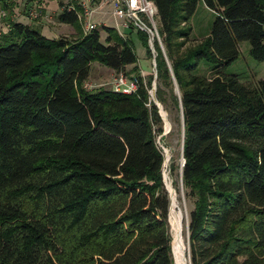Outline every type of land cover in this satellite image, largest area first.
Here are the masks:
<instances>
[{
    "label": "trees",
    "instance_id": "obj_1",
    "mask_svg": "<svg viewBox=\"0 0 264 264\" xmlns=\"http://www.w3.org/2000/svg\"><path fill=\"white\" fill-rule=\"evenodd\" d=\"M148 1L155 78L140 74L130 31H82L78 0L57 1L70 38L11 19L0 34V264H173L153 80L159 106L182 119L190 264H264V77L220 70L240 41L264 61V0ZM199 2L211 19L190 41ZM14 5L0 0L6 14ZM93 61L135 77L136 90L86 89Z\"/></svg>",
    "mask_w": 264,
    "mask_h": 264
},
{
    "label": "rangeland",
    "instance_id": "obj_2",
    "mask_svg": "<svg viewBox=\"0 0 264 264\" xmlns=\"http://www.w3.org/2000/svg\"><path fill=\"white\" fill-rule=\"evenodd\" d=\"M45 1V2H44ZM50 0H26V2L31 3V6L26 7V10L30 7L36 10L39 13L37 18H28L27 13H24L27 20H29V24L37 29L42 27L41 20L42 9L38 8L37 5L41 6L42 3L46 4ZM58 1V0H57ZM62 2H66V0H59ZM79 2L83 1L87 8H92L95 4L99 3L95 0H78ZM55 3V2H54ZM51 3V4H54ZM35 5V6H34ZM113 3L109 4L107 9L112 7ZM18 12L22 14V6L21 2L17 4ZM17 13V11H16ZM210 10H208L203 4L200 2L197 3L196 10L194 14L191 16L189 20V24L191 26V34L189 35V40H197L200 38V35L205 32L206 27L208 26V22L211 19ZM4 17L0 16V34L4 33L1 31L3 26L5 27L6 22H8L12 15L6 14L4 11ZM43 16V15H42ZM114 17V16H113ZM106 15L103 19L104 24L114 26L116 29L120 30V32L129 33L135 43L134 48L141 45V40L137 34L136 26L128 28V24H130V20L124 18L123 20L119 17H114ZM43 20V19H42ZM153 20L155 22V26L157 29L158 20L156 16H153ZM89 22L98 23V16L94 13H91L88 17ZM128 24L123 26L124 22ZM146 23V20H145ZM148 23V22H147ZM50 31H55V37L66 36L70 38L72 34H68L65 29L66 24L62 25L63 27L56 28V24L54 21L52 22H43ZM149 25V24H148ZM6 30V27H5ZM6 32V31H5ZM129 34V37H130ZM156 38V37H155ZM131 40V39H130ZM152 44V41H151ZM149 47V44H148ZM237 47L239 49L238 57L229 63L228 65L222 67L221 73L224 75H232L239 82L253 81L259 78L264 77V61H255L249 54V44L246 41H240L237 43ZM150 49V48H149ZM151 51V50H150ZM152 54V53H151ZM136 55V64H138L140 72L145 75L152 73V58L147 54L145 56ZM127 66L125 70L127 71ZM116 74V72L111 71L107 66L93 61L89 64L87 77L84 82V86L86 89H96L99 87L110 88V80ZM152 83V82H151ZM155 87V86H154ZM152 90V84L150 89L148 90L150 93ZM148 92V93H149ZM149 93V94H150ZM151 96V94H150ZM152 98V96H151ZM161 108V107H160ZM159 114L162 118V131L159 135H156L155 141L158 148L161 150L163 156V176L165 177V188L168 195L169 206L167 213V222L168 229L170 234V239L172 241L171 255L173 259V264H190L189 257L187 253V239H186V220H187V211L190 208L189 201L185 200L182 191L179 189V166L181 164L180 157V142H181V123L179 120V114L176 112L174 108L170 105L164 106L159 110ZM180 112V111H179ZM173 167L172 170H168L169 166ZM168 168V169H167ZM173 183L175 184H172ZM170 207V209H169ZM173 220V221H172ZM177 227V228H176ZM178 230L180 234V244H179V255H176L175 249V239L174 234L175 231Z\"/></svg>",
    "mask_w": 264,
    "mask_h": 264
},
{
    "label": "built area",
    "instance_id": "obj_3",
    "mask_svg": "<svg viewBox=\"0 0 264 264\" xmlns=\"http://www.w3.org/2000/svg\"><path fill=\"white\" fill-rule=\"evenodd\" d=\"M82 6V13L78 14V20L81 23L82 31L87 32L95 27V25L88 21V17L91 14V9L87 8L83 1L80 2ZM12 9V18L17 14L13 12ZM28 18H37L39 13L36 12L33 7H30L26 10ZM156 10L151 1L148 0H113V10L112 15L119 18H127L133 23L137 28L140 29L139 25H143L144 29H141L146 32L148 38L147 43L149 44L153 39L157 40L160 44L159 36L153 20ZM4 11L0 10V16L4 17ZM11 18V20H12ZM138 23H136V21ZM149 25L145 24V21ZM128 23L125 21L123 26H126ZM6 27V30H5ZM5 27L1 28L2 32L8 30L9 26L6 23ZM156 37V38H155ZM152 53V52H151ZM141 74V73H140ZM142 75V74H141ZM110 89L118 91L121 93H132L136 90L137 79L133 76H128L122 71L116 72V74L111 78ZM85 87V86H84ZM149 92V91H148ZM150 93V92H149ZM162 174H163V163H162Z\"/></svg>",
    "mask_w": 264,
    "mask_h": 264
},
{
    "label": "crops",
    "instance_id": "obj_4",
    "mask_svg": "<svg viewBox=\"0 0 264 264\" xmlns=\"http://www.w3.org/2000/svg\"><path fill=\"white\" fill-rule=\"evenodd\" d=\"M14 1H15V5L13 7V9H14L13 12L16 13V11H17V14L12 18L13 21L19 22V23H22V24H27L30 27L38 30L40 34H42L43 36H45L47 38H57V37H55V31H53V30L50 31L45 25H43V22H47V21L48 22L54 21V24H56V28H60V27H63L62 25H65L63 23L57 22L56 21V18H55L56 15L61 10V7L58 6L57 0H50L46 4L42 3L41 6L37 5L38 8H41L42 9V15H43V16L41 15V20L39 21L40 23H42V27L40 29H37L36 27L31 26L29 24V20H27L26 16H24V13H26V7L31 6L32 4L26 2V0H14ZM19 2H21L22 12H23L22 14H20L18 12L17 4H19ZM98 2L99 3L95 4V6H93L90 9L92 11L91 13H94L95 15L98 16V20L99 21H98V23H95L94 21L93 22L91 21V23H93L95 26H98L99 24L106 25V24H104L103 19H104V17L106 15H108L110 17L111 16L113 17V15H112L113 5H112V7L110 9H107L106 7L109 6L110 2L112 4L113 3V0H99ZM51 3H54V4H51ZM121 19L123 20L124 18H121ZM108 26H110V25H108ZM65 29L67 30V33L68 34H70V35L71 34L72 35L75 34L74 28L72 26L66 24ZM118 32H120V30H118ZM102 36H104V34H102ZM130 39H131V42H132V46H133L134 53L137 54V55H140V56H145L146 55L145 48L142 45H140V44H138L139 46H137L136 48H134L135 43H134V41H133V39L131 37V34H130ZM137 66H138V64H137ZM127 67L129 68V66H127ZM138 68H139V66H138ZM110 70L113 71L112 69H110ZM139 71H140V69H139ZM140 73L142 75H145V73L144 74L142 72H140Z\"/></svg>",
    "mask_w": 264,
    "mask_h": 264
},
{
    "label": "water",
    "instance_id": "obj_5",
    "mask_svg": "<svg viewBox=\"0 0 264 264\" xmlns=\"http://www.w3.org/2000/svg\"><path fill=\"white\" fill-rule=\"evenodd\" d=\"M136 23H138V22L136 21ZM139 27H140V29H144L143 25H141V24L139 25ZM149 48H150V50L152 52V57H151L152 58V75H153V78H155L154 49H153V46H152L151 42L149 43ZM161 50H163L162 47H161ZM172 81H173L174 91L177 94V96H179L178 89H177V86H176V83H175L174 79H172ZM151 84H152V90H151L152 93H150V94L152 96V100L155 102L156 106L158 107V111H159V110H161V108H160L159 104L157 103V101L154 98V89H155V87H154V84H155L154 80L152 81ZM179 107H180V104H179ZM180 114H181V109H180ZM160 115H163V114H160ZM181 134H182V119H181ZM182 135H181V142H180V157H181V151H182ZM182 165H183V158L181 157L180 167ZM180 175H181V168H179V189L182 191ZM163 181H164V184H165V177L164 176H163ZM169 209H170V207H169ZM168 214H169V212H168ZM186 230H187V222H186ZM186 239H187V253H188V236H187V234H186Z\"/></svg>",
    "mask_w": 264,
    "mask_h": 264
},
{
    "label": "bare ground",
    "instance_id": "obj_6",
    "mask_svg": "<svg viewBox=\"0 0 264 264\" xmlns=\"http://www.w3.org/2000/svg\"><path fill=\"white\" fill-rule=\"evenodd\" d=\"M173 221V220H172ZM177 228V227H176ZM174 239H175V249H176V255L178 256L180 251H179V244H180V234H179V231L176 230L175 231V234H174ZM179 264V263H178Z\"/></svg>",
    "mask_w": 264,
    "mask_h": 264
}]
</instances>
